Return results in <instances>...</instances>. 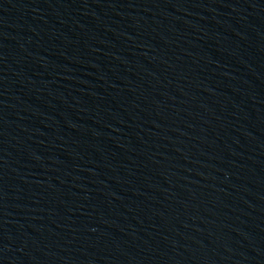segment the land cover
Masks as SVG:
<instances>
[{
  "label": "water",
  "instance_id": "water-1",
  "mask_svg": "<svg viewBox=\"0 0 264 264\" xmlns=\"http://www.w3.org/2000/svg\"><path fill=\"white\" fill-rule=\"evenodd\" d=\"M0 264H264V0H0Z\"/></svg>",
  "mask_w": 264,
  "mask_h": 264
}]
</instances>
